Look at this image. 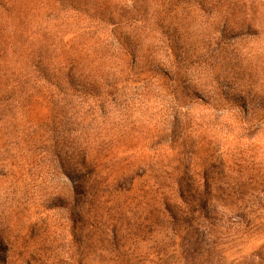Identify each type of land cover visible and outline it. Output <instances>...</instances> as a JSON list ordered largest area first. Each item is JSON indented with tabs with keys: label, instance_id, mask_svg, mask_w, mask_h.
Instances as JSON below:
<instances>
[{
	"label": "rangeland",
	"instance_id": "374dc122",
	"mask_svg": "<svg viewBox=\"0 0 264 264\" xmlns=\"http://www.w3.org/2000/svg\"><path fill=\"white\" fill-rule=\"evenodd\" d=\"M0 264H264V0H0Z\"/></svg>",
	"mask_w": 264,
	"mask_h": 264
}]
</instances>
